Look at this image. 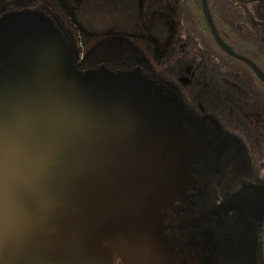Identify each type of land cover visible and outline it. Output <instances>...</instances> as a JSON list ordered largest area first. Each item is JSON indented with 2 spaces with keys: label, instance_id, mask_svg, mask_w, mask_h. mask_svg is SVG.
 Masks as SVG:
<instances>
[{
  "label": "water",
  "instance_id": "water-1",
  "mask_svg": "<svg viewBox=\"0 0 264 264\" xmlns=\"http://www.w3.org/2000/svg\"><path fill=\"white\" fill-rule=\"evenodd\" d=\"M201 7L216 43L264 81L221 39L206 0ZM45 84L72 97L96 130L79 150L64 213L51 230L6 248L0 264H179L156 219L205 178L222 134L136 50L82 63L72 32L44 2L0 0V105ZM247 190L228 202L252 207L264 198L261 190L249 200Z\"/></svg>",
  "mask_w": 264,
  "mask_h": 264
},
{
  "label": "flooded vegetation",
  "instance_id": "flooded-vegetation-1",
  "mask_svg": "<svg viewBox=\"0 0 264 264\" xmlns=\"http://www.w3.org/2000/svg\"><path fill=\"white\" fill-rule=\"evenodd\" d=\"M41 1L72 32L80 62L136 50L198 119L222 134L224 145L205 178L156 219L158 237L180 253L179 264H264V198L252 207L228 202L244 188L254 201L264 190V81L216 43L206 20L210 35L201 33L184 0ZM215 1L217 13L213 4L209 11L221 39L264 73V0L237 6L233 21L225 18V0ZM82 17L95 32L85 30ZM243 18L248 31L240 27ZM225 24L233 26L231 39ZM88 33L99 38L91 46Z\"/></svg>",
  "mask_w": 264,
  "mask_h": 264
},
{
  "label": "clouds",
  "instance_id": "clouds-1",
  "mask_svg": "<svg viewBox=\"0 0 264 264\" xmlns=\"http://www.w3.org/2000/svg\"><path fill=\"white\" fill-rule=\"evenodd\" d=\"M91 115L54 85L0 105V254L54 226L71 198Z\"/></svg>",
  "mask_w": 264,
  "mask_h": 264
},
{
  "label": "trees",
  "instance_id": "trees-1",
  "mask_svg": "<svg viewBox=\"0 0 264 264\" xmlns=\"http://www.w3.org/2000/svg\"><path fill=\"white\" fill-rule=\"evenodd\" d=\"M207 4L209 6L210 11L212 10V4L214 5V13H217V3L214 0V2L210 1V0H206ZM246 0H225L224 2V12L226 13L225 18H227L228 20L233 21V15H232V11L235 10L237 8V6H240L242 9L246 6L245 4ZM251 1H248L247 3H250ZM185 3V11L190 15V18L192 19L193 23L199 27L200 31L202 32V34L205 36H209V29L205 23V19L203 18V12H202V7H201V0H184ZM214 13L211 12L212 16L215 19V26L218 28L219 23H217V20L214 16ZM243 20V24L240 26L241 29L245 28L246 31H248V27H249V22L248 19L245 20L244 18ZM232 25H227L225 24V26L223 28H225V31L227 34H229V38L231 39V37H234L233 34V29H232ZM243 32V30H242ZM244 34V32H243ZM233 45V44H232ZM233 47H235L233 45ZM236 48V47H235ZM241 50H247V49H241Z\"/></svg>",
  "mask_w": 264,
  "mask_h": 264
},
{
  "label": "rangeland",
  "instance_id": "rangeland-1",
  "mask_svg": "<svg viewBox=\"0 0 264 264\" xmlns=\"http://www.w3.org/2000/svg\"><path fill=\"white\" fill-rule=\"evenodd\" d=\"M81 21L83 23V26H84L85 30L90 31V32H95L94 31L95 27L93 28L94 24L92 23V21L90 20V18H84V17H82L81 18ZM95 37H97V35H92V34H89L88 33V37H87V38H89L87 40V45L88 46H91L96 40L99 39V38H95ZM220 53L222 55H224V52L223 51H221Z\"/></svg>",
  "mask_w": 264,
  "mask_h": 264
}]
</instances>
